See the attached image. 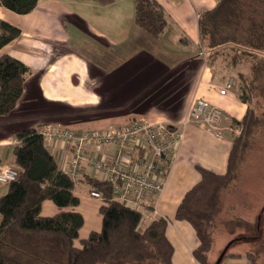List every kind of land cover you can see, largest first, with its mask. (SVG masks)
Listing matches in <instances>:
<instances>
[{
    "label": "crops",
    "instance_id": "crops-1",
    "mask_svg": "<svg viewBox=\"0 0 264 264\" xmlns=\"http://www.w3.org/2000/svg\"><path fill=\"white\" fill-rule=\"evenodd\" d=\"M158 1L165 8L168 21L158 37L136 23L135 0L132 5L129 0L110 4L41 0L25 14L0 4V19L21 29L19 36L0 49V56H13L31 69L16 108L0 115V165L17 166L13 149L19 144L18 131L48 121L85 130L123 124L145 115L153 121L182 127L186 111L197 98L220 107L232 119L242 120L247 104L239 99L237 83L225 93L218 91L232 76L229 67L209 57L201 45L200 15L213 9L218 0ZM64 101L70 103L63 105ZM51 102L58 105L48 106ZM70 110L89 115L73 119ZM236 135L227 128L219 137L202 126H185V137L166 185L151 198V212L145 215L147 224L156 217L170 219L166 234L174 246L172 264H200L194 256L200 244L197 233L188 221L175 218L176 211L187 191L201 179L197 165L219 174L227 172ZM50 149L64 169L65 155L71 154L70 145L59 142ZM86 176L96 177L84 167L75 184L78 197L77 187L91 186ZM8 186L0 185V197ZM49 200L42 205L45 216L60 211ZM45 207L52 214H44ZM101 227L102 216L100 226L88 230L83 237L81 228L80 238H87Z\"/></svg>",
    "mask_w": 264,
    "mask_h": 264
},
{
    "label": "trees",
    "instance_id": "trees-1",
    "mask_svg": "<svg viewBox=\"0 0 264 264\" xmlns=\"http://www.w3.org/2000/svg\"><path fill=\"white\" fill-rule=\"evenodd\" d=\"M40 1L0 0V4L25 14ZM93 1L110 4L115 0ZM135 21L155 37L168 24L158 0H135ZM20 34V28L0 19V49ZM199 34L209 57L216 50L226 52L242 83L239 99L247 104L242 120L233 119V125H242L243 130L233 139L227 172L219 174L197 165L201 179L187 191L175 215L188 221L197 233L200 244L195 258L200 264H211L209 227L223 207V189L237 179L245 153L264 136V109L259 110L264 101V0H218L213 9L201 13ZM30 70L13 56H0V115L16 108ZM16 137L19 144L13 154L20 174L0 197V264H172L174 246L166 234L170 219L156 217L140 230L144 214L116 200L112 184L96 177L85 179L102 195V227L80 238L84 216L74 210L81 201L74 180L38 127L22 129ZM47 199L59 207L57 214H42Z\"/></svg>",
    "mask_w": 264,
    "mask_h": 264
},
{
    "label": "built area",
    "instance_id": "built-area-1",
    "mask_svg": "<svg viewBox=\"0 0 264 264\" xmlns=\"http://www.w3.org/2000/svg\"><path fill=\"white\" fill-rule=\"evenodd\" d=\"M234 84L235 78L230 76L218 91L225 93ZM188 124L205 127L219 137L226 128L236 134L241 131L227 112L204 98L192 101L181 121L182 127L142 115L120 125L94 129L76 130L46 122L38 130L50 147L56 148L59 142L70 145L71 154L65 155L64 170L74 182L79 183L86 167L100 181L112 184L116 200L145 216L151 212V198L158 196L166 185ZM19 174L17 166L0 165V185H9ZM90 195L102 197L95 189Z\"/></svg>",
    "mask_w": 264,
    "mask_h": 264
},
{
    "label": "rangeland",
    "instance_id": "rangeland-1",
    "mask_svg": "<svg viewBox=\"0 0 264 264\" xmlns=\"http://www.w3.org/2000/svg\"><path fill=\"white\" fill-rule=\"evenodd\" d=\"M131 1L129 0L130 4ZM204 44L208 46L209 43L207 41ZM217 51L214 52V55L212 54V57L218 59L222 66L229 67L230 74L234 76L239 91L242 83L237 72L231 70L230 61L224 55L226 52L219 51L217 53ZM47 100L56 99L48 98ZM64 103L63 105H67L70 102L64 101ZM53 105L58 104L51 102L48 106L53 107ZM261 105H264V101L259 103V110L263 111L264 107ZM69 114L72 115L70 118L77 119L84 114L89 115V112L80 113V111L70 110ZM239 127H241V131L237 135H240L243 130L242 125ZM63 166L67 168L66 161H63ZM96 179L99 180L98 177ZM91 189L92 187L89 185L76 188L81 201L75 209L77 208L83 213L85 224L81 230V237L86 235L88 230L98 228L101 224L98 208L102 202L101 199L90 195ZM222 198L224 201L221 212L218 213L209 227L212 238L211 248L208 252L210 263L215 264L221 261L220 264H253L252 261L254 260L257 264H264V136H259L253 147L245 153L238 170L237 179L223 189ZM49 201L54 205L52 200ZM52 212L47 207L44 208V214H52ZM147 221L144 216L139 226L140 230L144 228ZM224 252H226V256ZM232 253L240 254V256H228Z\"/></svg>",
    "mask_w": 264,
    "mask_h": 264
},
{
    "label": "water",
    "instance_id": "water-1",
    "mask_svg": "<svg viewBox=\"0 0 264 264\" xmlns=\"http://www.w3.org/2000/svg\"><path fill=\"white\" fill-rule=\"evenodd\" d=\"M225 253H226V252H224V254H225ZM224 254L222 255V259H223ZM222 259H221V260H222ZM220 263H221V261H220V262H217V264H220Z\"/></svg>",
    "mask_w": 264,
    "mask_h": 264
}]
</instances>
